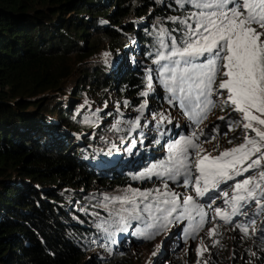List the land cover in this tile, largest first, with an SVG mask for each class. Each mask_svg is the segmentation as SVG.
I'll return each mask as SVG.
<instances>
[{
  "label": "trees",
  "instance_id": "1",
  "mask_svg": "<svg viewBox=\"0 0 264 264\" xmlns=\"http://www.w3.org/2000/svg\"><path fill=\"white\" fill-rule=\"evenodd\" d=\"M194 11L177 0H0V264H126L112 229L104 236L95 221L104 210L92 192L127 183L112 151L129 160L135 151L114 147L139 143L131 130L150 121L123 128L114 107L140 109L146 64L162 71L168 63L159 55L171 36L156 21L179 42L180 18ZM106 51V63L91 59ZM87 98L101 107L81 106ZM146 133L159 157L152 150L165 147L170 130ZM153 159L142 163L152 168ZM131 221L138 230L142 219ZM92 248L108 257L84 261Z\"/></svg>",
  "mask_w": 264,
  "mask_h": 264
},
{
  "label": "rangeland",
  "instance_id": "2",
  "mask_svg": "<svg viewBox=\"0 0 264 264\" xmlns=\"http://www.w3.org/2000/svg\"><path fill=\"white\" fill-rule=\"evenodd\" d=\"M177 1L180 3V7H182V2L183 6L185 5L184 0ZM187 18L185 16L180 19L184 21ZM156 22L164 34V39L171 36L169 42H166L170 46L175 37L162 27V23ZM191 22L189 21V23ZM181 25L180 31L185 34L186 25L183 23ZM180 37L182 38L183 35ZM177 46H179V42ZM167 51H169L168 48ZM108 57L106 51L91 59H100V63H106ZM92 63L90 64H99V62ZM145 67L144 70L147 69L151 72L146 84L143 85L140 109L114 108L123 116V128L127 127L128 120L132 118H137V121L134 122L135 129L147 120L150 121V126L155 128L149 129V126L141 130L142 133L131 130L132 134L140 136L139 143L126 142L122 148L120 145L114 147V149H121L125 153L135 151L129 160H123L116 156L115 150L112 151L114 156L111 154L114 158V161L110 162L111 166L117 164L121 173L129 176L127 183L120 185L109 183L103 188L93 189V198L103 205L104 212L99 213L95 221H101L105 227L104 230L108 231H104V236L110 234L112 229L113 234L110 236L113 239L112 244L115 247L120 246L124 250L122 255L125 256L126 264H264V196L260 195L257 190V198L261 201L260 205H257L255 200H248L246 203L240 201L237 205L238 212L232 215V197L247 195L246 192L236 191L235 184L237 182L242 183L247 178L260 183L264 188V181L259 178V173L264 171V159L261 160L259 166L234 176L232 180L220 183L216 188H210L204 196L196 194L194 179L188 185L183 183V170L177 180H168L167 175L161 177L156 174L164 171V168L172 167L170 156L174 155L176 159H183V156L186 155L193 177L199 176L194 167L199 158L205 155L217 157L220 153L244 143L246 135L259 142L256 132L244 129L243 124L246 121H243L242 114L234 111V106L230 102L225 103L228 94L218 88L222 78L220 75L216 77L213 83V94L209 97L212 105L204 112L203 116L197 119L196 117L190 118L187 109L181 106L180 99H171L172 94L168 92L164 84V80L168 77L158 74L159 72L163 73V70L161 71L157 67H148V64ZM177 95L182 94L177 93ZM80 104L86 107L90 104L93 107L96 106L90 103L88 98L81 99ZM96 107L101 106L97 105ZM112 107L111 102L104 103L102 109L110 110ZM199 111L200 109H197V112ZM253 114L259 115L255 112ZM220 117H224V119H220ZM253 123L254 127L264 130V126ZM103 124L114 125L109 118ZM147 129L158 137L170 130V135L164 141L163 147H165L160 150H152L157 151L156 155H160L159 157H154L150 151L151 145L154 147L157 145L150 143L149 136L144 135L147 134ZM187 138L192 139L193 144L197 147L192 148L181 143L175 153L170 152L171 146ZM161 140L158 139V141ZM114 143L115 141H112L109 144V149L113 148ZM136 146L137 148L133 149ZM181 149H186V152L182 154ZM138 151L143 152L137 154ZM260 156H264V147H262L261 153L254 154L251 159H257ZM144 158H149L148 161L157 160L160 163L152 168H146V164L142 163ZM161 165H164V168H161ZM111 166L96 165L95 169L98 172L106 173L112 168ZM149 170L152 172L150 173ZM165 183L168 185L167 188L164 187ZM203 186L201 181L200 187L203 188ZM84 192L87 193V190ZM134 192L151 193V195L147 199L136 196L134 202L124 203V198L128 197L131 200ZM164 193H168V195L165 196ZM173 194L177 200L176 211L168 216L163 209L171 210L172 205H166L163 202L165 199L173 198ZM189 196L193 199V205L187 206L186 211L183 200ZM145 205H149L150 210H144ZM157 208H160L161 211H157ZM217 209L229 215L230 219L226 222L217 216ZM182 213L184 214L182 218L177 219ZM122 217L124 223H120ZM131 219H142V223L137 225L138 230L134 227ZM165 224L166 227H161ZM237 225L247 227L248 234L245 235ZM96 254L102 258L108 257L101 249L92 248L84 253V261L93 260Z\"/></svg>",
  "mask_w": 264,
  "mask_h": 264
},
{
  "label": "snow or ice",
  "instance_id": "3",
  "mask_svg": "<svg viewBox=\"0 0 264 264\" xmlns=\"http://www.w3.org/2000/svg\"><path fill=\"white\" fill-rule=\"evenodd\" d=\"M184 2L193 5L197 11L181 21L186 25L187 31L179 40V46L176 38H173L171 46L161 42L169 51L166 55H159V60L168 61L160 67L169 77L164 80V84L172 94L171 99H180L181 106L187 109L190 118L199 119L212 105L209 97L213 94V83L220 75L222 78L218 88L228 94L225 103L230 102L234 106V111L242 114L243 121H246L243 124L244 129L255 131L256 136L259 137L257 142L246 135L244 143L220 153L217 157L205 155L199 158L194 165L199 173L196 177H193L189 170L186 155L183 159L170 156L171 168L160 166L164 171L156 174L161 177L167 175L168 180H177L183 170V183L188 185L194 179L196 194L204 196L210 188H216L220 183L232 180L234 176L259 166L264 159V156L251 159L254 154L261 153L264 147V130L254 127L253 123L264 126V118H262L264 117V0H184ZM177 93L182 95L178 96ZM197 109L200 111L197 112ZM254 112L259 115L253 114ZM181 143L192 148L197 147L192 139L187 138L171 146L170 152L175 153ZM184 152L186 149H181V153ZM259 178L264 181V171L259 173ZM201 181L203 188L200 187ZM164 187L167 188L168 185L165 183ZM235 189L237 192H246L247 195L232 197V215L238 212L237 205L240 201L246 203L248 200H255V203L260 205L257 190L264 196V188L261 184L247 178L242 183L237 182ZM150 195L151 193L134 192L131 200L125 197L123 202H134L136 196L147 199ZM164 195L167 196L168 193ZM163 203L172 205L171 210L163 209L168 216H171L176 211L177 204L174 194L173 198L165 199ZM183 205L187 211V206L193 205L192 197L184 199ZM144 210H150V206L145 205ZM157 211L161 209L157 208ZM183 215L182 213L177 219L182 218ZM216 215L226 222L230 219L229 215L219 209L216 210ZM120 223H124L123 217ZM161 227H166V224ZM237 227H240L245 235L248 234L247 227L241 225ZM209 234L211 235L212 232L210 231Z\"/></svg>",
  "mask_w": 264,
  "mask_h": 264
},
{
  "label": "bare ground",
  "instance_id": "4",
  "mask_svg": "<svg viewBox=\"0 0 264 264\" xmlns=\"http://www.w3.org/2000/svg\"><path fill=\"white\" fill-rule=\"evenodd\" d=\"M135 148H137V146H136V147H133V149H135ZM120 157L122 158L123 156H122V155H120Z\"/></svg>",
  "mask_w": 264,
  "mask_h": 264
}]
</instances>
